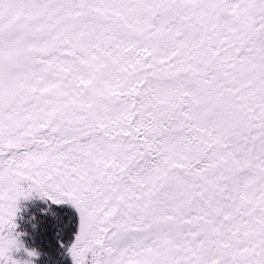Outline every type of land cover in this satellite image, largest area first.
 Wrapping results in <instances>:
<instances>
[{"label": "snow or ice", "instance_id": "snow-or-ice-1", "mask_svg": "<svg viewBox=\"0 0 264 264\" xmlns=\"http://www.w3.org/2000/svg\"><path fill=\"white\" fill-rule=\"evenodd\" d=\"M33 199L72 264H264V0H0V264Z\"/></svg>", "mask_w": 264, "mask_h": 264}, {"label": "trees", "instance_id": "trees-1", "mask_svg": "<svg viewBox=\"0 0 264 264\" xmlns=\"http://www.w3.org/2000/svg\"><path fill=\"white\" fill-rule=\"evenodd\" d=\"M20 208L17 230L25 234V246L39 254L34 264H72L66 250L78 227L75 210L67 204L53 205L38 199L21 201Z\"/></svg>", "mask_w": 264, "mask_h": 264}]
</instances>
